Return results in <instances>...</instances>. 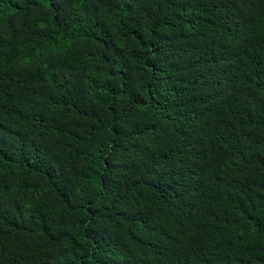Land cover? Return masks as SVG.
Returning <instances> with one entry per match:
<instances>
[{
  "label": "trees",
  "instance_id": "1",
  "mask_svg": "<svg viewBox=\"0 0 264 264\" xmlns=\"http://www.w3.org/2000/svg\"><path fill=\"white\" fill-rule=\"evenodd\" d=\"M0 264H264V0H0Z\"/></svg>",
  "mask_w": 264,
  "mask_h": 264
}]
</instances>
